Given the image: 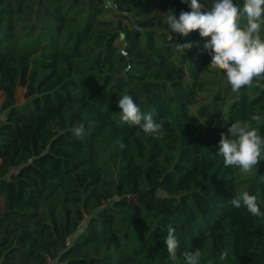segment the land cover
<instances>
[{
  "label": "trees",
  "instance_id": "16d2710c",
  "mask_svg": "<svg viewBox=\"0 0 264 264\" xmlns=\"http://www.w3.org/2000/svg\"><path fill=\"white\" fill-rule=\"evenodd\" d=\"M108 1L0 0V264H185L183 252L197 248L200 264H264V183L218 155L237 120L264 137V77L238 92L213 89L205 75L226 73L209 67L210 37L165 23L187 4L112 0L117 22L104 16ZM189 42L186 53L176 48ZM200 92L211 97L209 122L191 109ZM125 94L163 120L161 135L120 120ZM261 160L264 174V151ZM243 191L261 216L228 202Z\"/></svg>",
  "mask_w": 264,
  "mask_h": 264
},
{
  "label": "clouds",
  "instance_id": "9594fccd",
  "mask_svg": "<svg viewBox=\"0 0 264 264\" xmlns=\"http://www.w3.org/2000/svg\"><path fill=\"white\" fill-rule=\"evenodd\" d=\"M191 11H180L177 18L170 12L165 18L172 33L187 37L198 31L201 37H210L204 44L205 50L211 56L209 67L222 69L232 91L238 92L245 86H251L253 80L264 77V39L261 29L264 26V0H244L243 7L234 0H213L211 7L206 0H181ZM178 50L189 51L193 43H176ZM120 120L129 126H138L145 134L159 136L162 134L163 120L157 122L153 111L143 112L130 95H122L118 100ZM260 116L253 115L252 121L260 122ZM76 139L85 134V124L79 123L72 129ZM218 155L223 159L224 166L238 167L242 173H253L259 182L264 183V174L258 172L261 153L264 151V137L257 134L251 123L237 120L231 123L227 132H221ZM121 147H124L121 144ZM233 207L242 206L254 216H261L257 197L243 191L228 201ZM175 228L168 226L164 240L167 252L172 260L177 258L179 241ZM210 238V237H209ZM228 250L221 252L219 259L228 257ZM202 252H183L185 264H200Z\"/></svg>",
  "mask_w": 264,
  "mask_h": 264
},
{
  "label": "rangeland",
  "instance_id": "374dc122",
  "mask_svg": "<svg viewBox=\"0 0 264 264\" xmlns=\"http://www.w3.org/2000/svg\"><path fill=\"white\" fill-rule=\"evenodd\" d=\"M106 18L109 19H113L115 21H120L122 20L119 15L117 14V11L115 10H108V12H106V14L104 15ZM133 18H129L128 21L126 23H128V25H130L131 27L136 26L133 23ZM123 23L125 21H122ZM119 43V41H118ZM206 79L209 81H213L214 83L211 85L213 89H217L218 86L224 84V83H228L226 76L224 77H220L216 74H214L213 72L208 73L207 75H205ZM24 89L23 88H18L16 91V102H17V106H21L23 104H25V100L23 99L22 95H23ZM197 103H195L194 105L191 106L192 111L203 121V122H209L210 119V115H211V105H210V94L208 92H200L198 94V98H197ZM2 101V94L0 93V104ZM229 100H226L224 102H218L219 104V108L216 111L217 114H220L219 111H222L224 103L227 102ZM5 114L3 112L0 111V120L4 119ZM0 206H1V201H0Z\"/></svg>",
  "mask_w": 264,
  "mask_h": 264
},
{
  "label": "built area",
  "instance_id": "2783aa9c",
  "mask_svg": "<svg viewBox=\"0 0 264 264\" xmlns=\"http://www.w3.org/2000/svg\"><path fill=\"white\" fill-rule=\"evenodd\" d=\"M106 6H107L108 10H115V11H117V4L114 1H112V0H109L106 3ZM133 28L135 30H140V28L137 27V26H134ZM120 53H121V55L126 56V52H125L124 48H121L120 49ZM127 68H129V65H127ZM69 242H70V238L66 241L65 244L68 245ZM48 264H51V262H49Z\"/></svg>",
  "mask_w": 264,
  "mask_h": 264
},
{
  "label": "water",
  "instance_id": "95a60500",
  "mask_svg": "<svg viewBox=\"0 0 264 264\" xmlns=\"http://www.w3.org/2000/svg\"><path fill=\"white\" fill-rule=\"evenodd\" d=\"M4 123V119L3 120H0V125H2Z\"/></svg>",
  "mask_w": 264,
  "mask_h": 264
}]
</instances>
